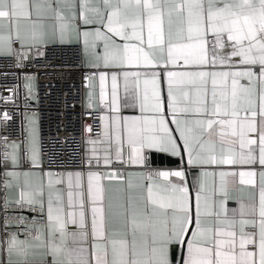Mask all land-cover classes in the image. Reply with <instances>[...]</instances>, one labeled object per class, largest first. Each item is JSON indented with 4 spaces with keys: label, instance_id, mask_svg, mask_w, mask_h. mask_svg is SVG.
<instances>
[{
    "label": "snow or ice",
    "instance_id": "obj_1",
    "mask_svg": "<svg viewBox=\"0 0 264 264\" xmlns=\"http://www.w3.org/2000/svg\"><path fill=\"white\" fill-rule=\"evenodd\" d=\"M64 51L79 138L0 113V264H264V0H0L26 109Z\"/></svg>",
    "mask_w": 264,
    "mask_h": 264
},
{
    "label": "built area",
    "instance_id": "obj_2",
    "mask_svg": "<svg viewBox=\"0 0 264 264\" xmlns=\"http://www.w3.org/2000/svg\"><path fill=\"white\" fill-rule=\"evenodd\" d=\"M60 60H66L70 66V70L66 74L45 76L38 75L37 90L39 93V104L35 101H28L29 107L25 108V95L26 92L23 88V81L17 80L12 76L13 72H19V69L8 67L11 63L9 59L0 57V97L12 95L8 89L15 84H19L18 94L14 97V103H5L0 100V113L8 111L11 115V120L8 122V133L16 138L21 132V120L23 119L22 113L25 111H38L40 113V131L42 143L45 147L49 144L50 140L55 138L57 134L60 136L67 135L72 132L77 138L80 135L81 119L79 113L81 112L80 99L85 89L82 84V76L79 70L73 66L75 60L71 51H64L58 53ZM7 72L8 75L4 76L3 73ZM55 85V87H51ZM79 91L80 95H73ZM50 93V94H49ZM65 93L67 96V103L71 105L75 103V109L71 107L65 108ZM88 123L93 120L90 117L84 118ZM4 129L0 127V134H3Z\"/></svg>",
    "mask_w": 264,
    "mask_h": 264
}]
</instances>
